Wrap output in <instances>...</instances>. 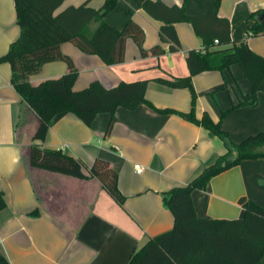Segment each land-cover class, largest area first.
<instances>
[{
  "label": "crops",
  "instance_id": "0c3cea01",
  "mask_svg": "<svg viewBox=\"0 0 264 264\" xmlns=\"http://www.w3.org/2000/svg\"><path fill=\"white\" fill-rule=\"evenodd\" d=\"M85 1L65 0L56 13ZM162 1L168 6L184 3L189 15L215 7V0ZM104 2L88 0L93 8ZM261 8L264 0H222L219 16L229 19L232 38L241 40L253 24L248 17ZM130 19L145 32L144 48L162 44L166 52L143 57L129 38L124 62L108 65L100 56L65 42L61 50L79 70L74 90L84 89L94 80L107 88L122 81L148 80L146 97L155 107L189 112L190 89L172 88L157 78L189 75L187 52H204L202 38L192 24L178 22L175 27L182 47L170 52V44L160 37L161 22L135 0H119L105 17L117 28ZM19 35L15 0H0V56ZM247 42L264 56V34L249 36ZM213 63H219L217 56ZM67 71L66 62L51 61L30 82L37 85ZM11 75V65L0 63V191L6 200V207L0 210V250L11 264H126L149 237L173 228L175 218L162 193L188 184L227 151L224 142L203 126L175 113H159L148 104L132 110L119 107L108 135L110 113L98 114L88 126L73 113L64 112L52 120L46 140H33L40 118L22 100ZM192 81L197 93L196 116L201 118L207 112L214 121L252 90L238 64L223 71H204ZM222 128L235 142L264 132V92L258 93L256 106H238L228 112ZM33 144L61 149L88 167L98 158L108 161L118 171L124 203H118L97 178L80 179L32 166ZM136 164L144 166L142 173H137ZM192 198L197 215L211 219L240 218L248 201L264 208V158L242 160L212 177L206 189L194 190Z\"/></svg>",
  "mask_w": 264,
  "mask_h": 264
},
{
  "label": "trees",
  "instance_id": "16d2710c",
  "mask_svg": "<svg viewBox=\"0 0 264 264\" xmlns=\"http://www.w3.org/2000/svg\"><path fill=\"white\" fill-rule=\"evenodd\" d=\"M64 1L15 0L20 35L0 56V63L8 62L11 65L14 88L40 118L33 140H46L52 120L64 112L73 113L88 126L92 125L98 114L110 113L108 135L119 107L132 110L141 104H148L159 113H175L203 126L212 135L218 136L227 149L188 184L162 193L164 203L175 218L173 228L149 237L130 255L126 264H263L264 208L248 201L240 218H204L196 213L192 193L206 189L212 177L240 164L244 159L264 158V132L235 142L222 128V118L228 112L238 106H256L258 93L264 92V56L253 51L247 42L249 36L264 34V19H260L264 8L248 17L253 21L248 36L234 40L231 36L233 25L229 19L219 16L222 0H215V7L200 15L187 14L184 3L182 6H168L162 0H135L140 8L161 22L160 37L164 43L170 44V52L179 51L182 47L175 27L178 22L192 24L203 40L204 52L195 49L187 52L189 75L157 78L158 82L172 88L190 89L191 110L183 112L155 107L146 97L148 80L122 81L112 88L94 80L86 88L74 90L79 70L70 56L62 52L61 45L65 42H73L83 52L100 56L108 65L124 62L129 38L136 42L143 57L150 54L160 56L166 50L162 44L149 50L144 48L145 32L133 19L123 28L110 25L105 20L106 15L118 6L119 0H105L100 8L89 6L87 0L79 6H70L56 13ZM215 56L219 63H213ZM58 60L67 63V73L37 85L30 82V77L39 73L46 63ZM234 64L240 65L252 83L251 92L244 95L238 105L224 111L219 121H214L207 112L198 118L193 76L209 70L223 71ZM30 163L40 169L80 179L97 178L118 203L125 201L126 197L119 188L118 171L106 160L98 158L88 167L61 149L41 148L33 144ZM5 207L4 193L0 191V210ZM0 264H11L1 250Z\"/></svg>",
  "mask_w": 264,
  "mask_h": 264
},
{
  "label": "built area",
  "instance_id": "2783aa9c",
  "mask_svg": "<svg viewBox=\"0 0 264 264\" xmlns=\"http://www.w3.org/2000/svg\"><path fill=\"white\" fill-rule=\"evenodd\" d=\"M216 43H218L217 40H216ZM135 170L137 171V173H142L144 171V166H142L141 164H136Z\"/></svg>",
  "mask_w": 264,
  "mask_h": 264
},
{
  "label": "water",
  "instance_id": "95a60500",
  "mask_svg": "<svg viewBox=\"0 0 264 264\" xmlns=\"http://www.w3.org/2000/svg\"><path fill=\"white\" fill-rule=\"evenodd\" d=\"M260 19H264V13L260 15Z\"/></svg>",
  "mask_w": 264,
  "mask_h": 264
}]
</instances>
